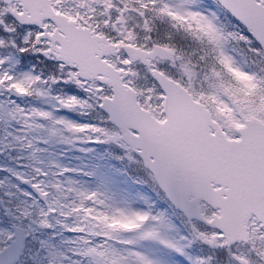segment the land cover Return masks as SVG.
I'll use <instances>...</instances> for the list:
<instances>
[{"label":"snow or ice","instance_id":"obj_1","mask_svg":"<svg viewBox=\"0 0 264 264\" xmlns=\"http://www.w3.org/2000/svg\"><path fill=\"white\" fill-rule=\"evenodd\" d=\"M0 264H264V0H0Z\"/></svg>","mask_w":264,"mask_h":264}]
</instances>
